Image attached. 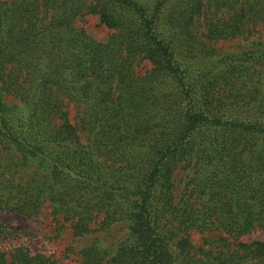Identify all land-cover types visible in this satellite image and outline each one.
<instances>
[{
	"label": "trees",
	"instance_id": "16d2710c",
	"mask_svg": "<svg viewBox=\"0 0 264 264\" xmlns=\"http://www.w3.org/2000/svg\"><path fill=\"white\" fill-rule=\"evenodd\" d=\"M90 13L109 41L77 26ZM263 24L264 0H0V213L130 223L131 244L78 264H264L241 239L264 231L261 49L213 45ZM0 264L64 263L18 247Z\"/></svg>",
	"mask_w": 264,
	"mask_h": 264
},
{
	"label": "rangeland",
	"instance_id": "374dc122",
	"mask_svg": "<svg viewBox=\"0 0 264 264\" xmlns=\"http://www.w3.org/2000/svg\"><path fill=\"white\" fill-rule=\"evenodd\" d=\"M76 24L82 27L88 35L96 41L105 43L109 41L115 29H110L101 23L99 15L86 14L76 20ZM219 52L215 58L225 54H242L249 51L260 50L256 53L257 59L252 64L264 70V24L256 27L249 35L218 41L213 43ZM151 68V64L144 62L139 65L140 74ZM264 81V78H263ZM72 116H73V111ZM177 194L183 192L189 179L190 170H177ZM0 223L4 224L6 233L0 236V250L12 251L18 247L27 248L31 253H41L64 264H78L81 259L82 249L95 243L102 250L114 253L120 246L131 244L130 223L126 220H118L108 228L90 232L85 235L76 234L71 221H65L61 215H53L52 209L47 203L34 217H26L17 213H0ZM226 236L221 231L201 233L192 231L190 237L196 246H203L207 238H220ZM242 240L264 241V231L257 230ZM175 249V246L172 247ZM244 264H254L246 262Z\"/></svg>",
	"mask_w": 264,
	"mask_h": 264
}]
</instances>
